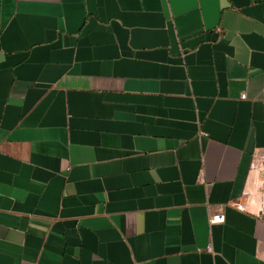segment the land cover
I'll list each match as a JSON object with an SVG mask.
<instances>
[{
  "label": "crops",
  "instance_id": "obj_1",
  "mask_svg": "<svg viewBox=\"0 0 264 264\" xmlns=\"http://www.w3.org/2000/svg\"><path fill=\"white\" fill-rule=\"evenodd\" d=\"M263 194L264 0H0V264H264Z\"/></svg>",
  "mask_w": 264,
  "mask_h": 264
},
{
  "label": "built area",
  "instance_id": "obj_2",
  "mask_svg": "<svg viewBox=\"0 0 264 264\" xmlns=\"http://www.w3.org/2000/svg\"><path fill=\"white\" fill-rule=\"evenodd\" d=\"M246 96H242V99H245ZM256 166L253 164V168H255ZM259 169V168H258ZM261 170V169H260ZM245 197H248L247 195H244L242 197V201H240V203L238 205H236V209L240 212H244V213H249V214H252L260 219H264V194H263V198L259 204V209L257 211H249L247 209V205L246 203L244 202V198ZM225 215L222 213V212H218L214 215H211L209 217V224L210 225H216V224H224L225 223ZM209 250H211V248H209Z\"/></svg>",
  "mask_w": 264,
  "mask_h": 264
}]
</instances>
